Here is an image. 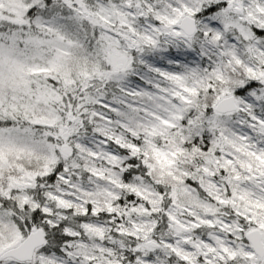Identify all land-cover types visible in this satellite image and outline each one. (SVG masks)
<instances>
[{"label": "snow or ice", "instance_id": "snow-or-ice-1", "mask_svg": "<svg viewBox=\"0 0 264 264\" xmlns=\"http://www.w3.org/2000/svg\"><path fill=\"white\" fill-rule=\"evenodd\" d=\"M0 264H264V0H0Z\"/></svg>", "mask_w": 264, "mask_h": 264}]
</instances>
